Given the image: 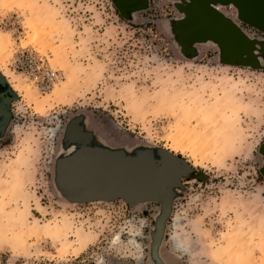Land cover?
<instances>
[{
	"label": "rangeland",
	"instance_id": "1",
	"mask_svg": "<svg viewBox=\"0 0 264 264\" xmlns=\"http://www.w3.org/2000/svg\"><path fill=\"white\" fill-rule=\"evenodd\" d=\"M184 1L0 0V72L17 98L0 135V264H154L158 201L72 202L57 187L73 122L192 168L165 219V264H264V55L254 68L210 40L184 50ZM217 9L264 43L233 5ZM29 51L57 71L50 88L27 73Z\"/></svg>",
	"mask_w": 264,
	"mask_h": 264
},
{
	"label": "water",
	"instance_id": "2",
	"mask_svg": "<svg viewBox=\"0 0 264 264\" xmlns=\"http://www.w3.org/2000/svg\"><path fill=\"white\" fill-rule=\"evenodd\" d=\"M113 2L118 8H125L135 7L137 0ZM218 5H233L242 22L264 33V0L176 2V7L184 14L177 22V33L184 50L193 42L210 40L219 45L224 59L261 67L255 53L264 55V43L249 39L231 19L219 12ZM5 81L0 73V83ZM65 138L66 153L55 164V180L62 195L72 202L121 198L133 205L158 201L161 213L151 235L150 257L154 264H165L159 254L165 219L181 178L192 168L163 149L129 150L122 146L110 147L101 141L98 143L94 133L83 130L75 122L67 126Z\"/></svg>",
	"mask_w": 264,
	"mask_h": 264
},
{
	"label": "built area",
	"instance_id": "3",
	"mask_svg": "<svg viewBox=\"0 0 264 264\" xmlns=\"http://www.w3.org/2000/svg\"><path fill=\"white\" fill-rule=\"evenodd\" d=\"M24 55V53L22 54ZM29 61L27 73L34 81L40 84L41 88H50L58 79V73L55 69L49 66L45 60L36 52H26ZM22 63V61H18Z\"/></svg>",
	"mask_w": 264,
	"mask_h": 264
},
{
	"label": "flooded vegetation",
	"instance_id": "4",
	"mask_svg": "<svg viewBox=\"0 0 264 264\" xmlns=\"http://www.w3.org/2000/svg\"><path fill=\"white\" fill-rule=\"evenodd\" d=\"M17 100L16 95L9 88L7 80L0 83V135L4 134L12 119V106Z\"/></svg>",
	"mask_w": 264,
	"mask_h": 264
},
{
	"label": "bare ground",
	"instance_id": "5",
	"mask_svg": "<svg viewBox=\"0 0 264 264\" xmlns=\"http://www.w3.org/2000/svg\"><path fill=\"white\" fill-rule=\"evenodd\" d=\"M0 70L3 72V70H2V69H0ZM0 73H1V72H0ZM3 74L5 75V73H4V72H3ZM3 74H2V75H3ZM3 77H4V76H3ZM4 78H5V77H4Z\"/></svg>",
	"mask_w": 264,
	"mask_h": 264
}]
</instances>
